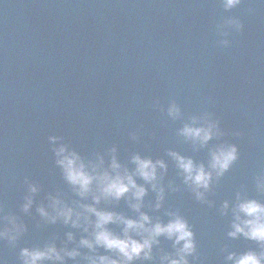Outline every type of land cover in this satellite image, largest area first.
<instances>
[{
    "label": "water",
    "instance_id": "1",
    "mask_svg": "<svg viewBox=\"0 0 264 264\" xmlns=\"http://www.w3.org/2000/svg\"><path fill=\"white\" fill-rule=\"evenodd\" d=\"M230 16L244 28L230 33L225 48L215 25ZM173 100L183 119L167 116ZM204 112L220 121L221 140L239 149V159L209 194L214 207L193 198L167 156L171 149L207 162L208 148L196 150L177 134L189 116ZM49 135L62 136L85 157L115 145L122 163L137 152L165 159V185L174 181L180 191L168 193L159 211L142 210L165 222L166 209L179 210L188 220L200 258L190 256V264H225V245L229 251H258L255 242L227 237L231 216H220L218 209L224 200L234 201L242 186L264 201L254 184L264 171V5L243 0L225 11L219 0H0V205L28 226L15 248L0 241L3 264H20L21 247L54 236L60 246L68 231L79 239L78 230L45 225L36 213L49 192L76 198L55 165ZM25 177L41 186L30 214L19 207ZM154 201L149 191L145 204ZM115 210L133 215L124 200ZM160 240L159 248L173 250L171 241Z\"/></svg>",
    "mask_w": 264,
    "mask_h": 264
},
{
    "label": "clouds",
    "instance_id": "2",
    "mask_svg": "<svg viewBox=\"0 0 264 264\" xmlns=\"http://www.w3.org/2000/svg\"><path fill=\"white\" fill-rule=\"evenodd\" d=\"M242 2L219 0L225 11L238 7ZM256 4L264 5V0H256ZM248 11L253 13L255 9L250 7ZM215 28L223 37L218 44L227 48L232 43L227 37L231 32L240 33L244 25L238 17L230 16L217 23ZM154 106L160 107L159 100ZM166 113L174 121L184 117L174 100L167 105ZM177 134L196 150L208 148L206 163L171 149L167 156L174 162L177 175L193 198L200 204L214 207L215 202L208 198L209 194L214 183H218L239 159L238 146L221 140L225 132L211 112L189 116ZM233 134L241 135L239 131ZM129 135L132 140H139L137 132ZM213 140L218 142L209 147ZM48 142L55 165L76 198L66 199L60 190L49 192L45 196L47 203L42 200L36 205V213L45 225L62 223L78 230L79 239L76 238L77 233L68 231L60 246L56 242L59 237L54 236L42 245L21 247L18 255L20 264H68V261L74 264H137L143 261L190 264V256L193 260L200 259L196 234L179 210L166 209L167 222L142 210L148 207L159 211L164 207L168 193L180 191L174 181L170 180L165 185L169 167L165 159H153L137 152L131 155L128 163H122L115 145L103 153L85 157L64 142L62 136L49 135ZM129 164L134 167H129ZM138 180L143 183H138ZM23 184L26 191L19 207L21 212L30 214L41 186L28 177L24 178ZM254 184L256 192L264 195V171L255 175ZM149 191L155 194V201L146 205L145 197ZM121 200L126 202L133 215L115 210ZM218 211L220 216H231L227 237L231 240L243 237L255 242L259 248L258 251L249 248L238 252L229 251L225 245L221 248V252L226 253L225 264H264V201L249 197L242 186L236 192L235 200H224ZM110 225L120 226V230L115 231ZM27 231V224L18 214L5 213L3 205H0V241H6L15 248ZM161 237L172 242V251L158 247ZM82 249H87V252H82ZM101 249L105 254H101Z\"/></svg>",
    "mask_w": 264,
    "mask_h": 264
}]
</instances>
